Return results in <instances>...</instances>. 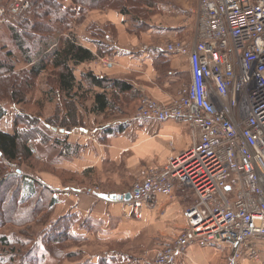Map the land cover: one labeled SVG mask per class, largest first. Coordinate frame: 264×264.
<instances>
[{
	"label": "built area",
	"instance_id": "obj_1",
	"mask_svg": "<svg viewBox=\"0 0 264 264\" xmlns=\"http://www.w3.org/2000/svg\"><path fill=\"white\" fill-rule=\"evenodd\" d=\"M10 6L17 17L28 2ZM196 16L193 45H166L167 53L189 57L190 82L170 102L141 96L136 109L140 117L188 126L194 144L151 166L125 204L138 218L160 195L193 196L185 229L147 264H178L192 244L228 249L221 264H264V0H198Z\"/></svg>",
	"mask_w": 264,
	"mask_h": 264
},
{
	"label": "crops",
	"instance_id": "obj_2",
	"mask_svg": "<svg viewBox=\"0 0 264 264\" xmlns=\"http://www.w3.org/2000/svg\"><path fill=\"white\" fill-rule=\"evenodd\" d=\"M197 5L198 0H160L158 9L143 17L147 25L139 29H135L130 15L119 10L89 8L87 45H82L97 57L81 65L87 63V69L99 76L128 81L133 89L113 97L108 88L114 107L123 112L107 114L110 109L104 113L92 109L94 94L104 88L87 85V130L72 127L57 131L69 137L87 135V160H63L53 169L70 174L82 168V174L87 173V188L99 186L98 192L76 199L75 186L66 184L59 175L41 174L38 178L57 200L55 217L67 213L87 216V260L92 263L106 257L105 264H147L155 249L171 244L186 227L185 210L194 200L189 194L177 191L172 197L160 195L155 206L144 208L138 218L126 200L112 199L111 195L132 193L135 179L143 177L151 166L165 164L170 156L194 144L188 126L140 117L136 109L141 96L170 102L182 85L190 82L189 57L167 53L166 45L173 40L195 43L197 16L193 8ZM82 229L73 225L71 231L75 236L85 233ZM160 238L164 245L158 243ZM96 243L103 254L91 253ZM228 256L226 248L192 244L178 264H221ZM239 264L259 263L244 258Z\"/></svg>",
	"mask_w": 264,
	"mask_h": 264
},
{
	"label": "rangeland",
	"instance_id": "obj_3",
	"mask_svg": "<svg viewBox=\"0 0 264 264\" xmlns=\"http://www.w3.org/2000/svg\"><path fill=\"white\" fill-rule=\"evenodd\" d=\"M26 1L28 2V7L20 16L12 17L10 14L9 9L12 0H3L2 4L7 9V14L0 13V47L6 45V49L14 50L16 65L15 74H3V77H9L10 81L0 79V105L6 107L9 111L0 120V129L10 133L15 131L21 132L26 144L33 150L30 158L22 159L19 163L16 162L12 165L4 161L2 162L3 171L0 179V237L4 236V234L7 236V242L9 243L7 245L8 250L11 248L9 247L10 244L11 246H16L17 251L22 254H27L28 250H33L31 251L32 255H37V260L39 258L40 264H101L103 260H107L106 257H102L97 263L87 260V216L72 213L63 215L73 217L69 222H65V224L84 227L82 230L85 233H77L74 238L68 236L64 237V239L61 238L62 244L59 243L60 249L54 250V255L46 249L41 239L46 232H51L52 222L62 216L55 217L54 214L47 212L42 218L43 223L41 224L38 222L32 225L15 226L3 223L11 218L8 217L9 210H15L18 207L17 197L20 194L21 188L18 169H21V174L29 177L34 175L38 178L41 174L50 176L52 173L59 175L66 184L71 183L74 185L75 191L82 192L76 197L74 191L73 195L76 199L87 196V191L89 190L98 189L97 192L100 190L99 186L87 188V173L82 174V168L74 170L70 174L53 169L56 167V163L63 160H87L85 157L87 154V135L80 134L79 136L69 137V135L57 133L59 128L70 130L72 127H84L87 130V95L86 97L80 95L75 100L77 108L76 115L73 117L68 113L70 108L67 105V99L65 100L64 96L60 95L57 90L58 71L49 67L37 77L30 75L29 70L31 66L25 62L22 53L14 45L10 36V29L7 25L10 20L15 22L18 18H23V16L29 13L31 10L29 7H31V3L34 0ZM55 1L60 5V12L64 16V22L56 23L58 32L73 33L78 42L87 45V15L89 14V10L94 8L87 9V0H77L76 2L74 0ZM188 1L190 2L191 0ZM196 7L193 8L195 14L191 11L194 15H196ZM44 34L47 35L48 33L44 31ZM27 39H29L31 45L34 44L36 48L39 47L36 35H30ZM0 51L4 58H8L6 50ZM75 71L77 77L80 78L82 72L88 71L87 63L77 67ZM13 81L19 82L21 86L14 87ZM120 112H123V110L119 107H114L107 114ZM65 118L66 122H68L66 124L63 121ZM84 135L86 136L84 142H80V139L84 138ZM68 139H71V143ZM140 178H136L134 183ZM44 198L48 199L46 192L44 193ZM44 204L45 207L48 205L46 199ZM54 233L58 234L56 231ZM158 243L164 245V239L160 238ZM55 245L53 244L54 247H56ZM2 247L3 245H0V260H2L0 264H5L8 257L5 253L6 249ZM102 251L103 248L97 243L95 246H91L92 254L95 252L103 254L101 253ZM19 257V255L15 257L16 264H28L25 258L19 259Z\"/></svg>",
	"mask_w": 264,
	"mask_h": 264
},
{
	"label": "trees",
	"instance_id": "obj_4",
	"mask_svg": "<svg viewBox=\"0 0 264 264\" xmlns=\"http://www.w3.org/2000/svg\"><path fill=\"white\" fill-rule=\"evenodd\" d=\"M74 1L76 2L77 0ZM159 1L87 0V9L113 8L119 10L124 15H130L135 29H139L147 25L143 17L147 16L149 11L158 9ZM29 8L31 10L23 18H18L15 22L10 20L7 23L11 33L10 36L12 37L14 45L17 46L18 51L22 53L25 62L31 66L29 72L32 77L41 75L49 67L58 71L57 90L60 95L64 96L65 100L67 99L66 102H68L67 105L70 108L69 115L71 114L73 117L76 115L77 107L75 100L80 95L86 97L87 85L104 88L103 91L94 94L95 101L92 109L97 113H104L116 105L114 100L108 96V88L112 89L113 97L115 95L119 96V93L131 92L133 85L128 81L107 75L99 76L92 70L82 72L81 77L78 78L75 71L76 68L82 63L96 59L97 55L78 42L73 33L58 32L56 23L64 22V16L60 12V5L55 0H34ZM44 31L48 34H44ZM30 35H36L38 38V48L34 44H30L29 39H27ZM6 48V45L0 47V50H6V56L8 57L4 58L0 51V79L10 81L11 79L9 77H3V74H15V52L12 49L8 50ZM19 85V82L13 83V86L16 88ZM8 113V109L0 105V120ZM63 121L65 124L68 123L66 122V118ZM32 154L33 150L26 144L21 132L15 131L10 133L0 129V179L3 171V161L13 165L16 162L19 163L22 159L30 158ZM17 171L20 174L21 181L20 194L17 197L18 207L15 210H9L8 217L11 218L3 223L15 226L32 225L38 222L41 224L43 223L42 218L45 213L49 212V214H53L55 210L57 200L53 197V191L36 176L32 175L29 177L21 174V169ZM45 192L48 195V199L44 198ZM45 199L48 201L46 207L44 204ZM71 218L73 217L66 215L56 219L52 222L51 232H46L43 235L41 241L51 254L54 255V250L60 249L59 243H61V238L64 239L66 236L71 238L75 237L71 231L73 225L65 224ZM54 231L58 234H55ZM7 241L8 239L5 234L0 237V245H3L2 248L6 249L5 253L8 257L5 264H16V255L20 256L19 259L25 258L28 264L39 263L37 255H32L31 251L33 250H28L27 254H22L17 251L16 246H11V244L9 246L11 248L8 250L7 245L9 243ZM53 244H56L55 246L58 248L54 247ZM1 262L2 260H0ZM105 262L103 260L101 264H105Z\"/></svg>",
	"mask_w": 264,
	"mask_h": 264
},
{
	"label": "water",
	"instance_id": "obj_5",
	"mask_svg": "<svg viewBox=\"0 0 264 264\" xmlns=\"http://www.w3.org/2000/svg\"><path fill=\"white\" fill-rule=\"evenodd\" d=\"M61 131H64L63 129H61ZM132 194L129 193H125V194H112L111 198L112 199H117V200H129L131 199Z\"/></svg>",
	"mask_w": 264,
	"mask_h": 264
}]
</instances>
